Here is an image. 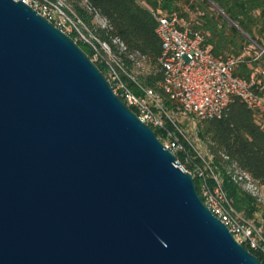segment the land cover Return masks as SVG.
<instances>
[{"label": "water", "instance_id": "water-1", "mask_svg": "<svg viewBox=\"0 0 264 264\" xmlns=\"http://www.w3.org/2000/svg\"><path fill=\"white\" fill-rule=\"evenodd\" d=\"M0 264H263L68 34L0 0Z\"/></svg>", "mask_w": 264, "mask_h": 264}, {"label": "trees", "instance_id": "trees-1", "mask_svg": "<svg viewBox=\"0 0 264 264\" xmlns=\"http://www.w3.org/2000/svg\"><path fill=\"white\" fill-rule=\"evenodd\" d=\"M69 9L83 22L87 30L107 42L116 57L125 63L129 71L136 70V60L147 58L152 73H138L141 83L155 87L163 79L159 66L161 42L156 34V13H177L187 19L190 28L200 33L204 45L210 52L223 58L238 60L236 74L247 80H254L262 88L264 96V0H65ZM107 22L106 27L98 24L97 19ZM71 37L76 40L74 35ZM119 39L125 46L113 43ZM79 46L93 59L92 48L81 41ZM107 75L103 62L94 61ZM128 85L140 94L134 83ZM169 109L176 103L166 98ZM264 110V109H263ZM264 113V112H263ZM260 114L261 118H259ZM185 130L183 123L180 124ZM186 131V130H185ZM196 138L204 146L206 155L202 158L183 141L187 153L179 154V163L189 171L202 196L203 178L195 173L196 167H203L208 161L212 171L219 177L223 190L237 212L252 221L264 209L250 194L234 182L230 168L236 165L250 174L264 187V117L255 112L239 99H233L228 110L221 118L199 121L194 127ZM162 140L161 132L155 130ZM187 132V131H186ZM192 142V141H191ZM194 145V143L192 142ZM195 146V145H194ZM207 182L215 186L210 170H206ZM254 222V221H253ZM258 226L264 227L259 222ZM264 264V257L250 250Z\"/></svg>", "mask_w": 264, "mask_h": 264}, {"label": "built area", "instance_id": "built-area-1", "mask_svg": "<svg viewBox=\"0 0 264 264\" xmlns=\"http://www.w3.org/2000/svg\"><path fill=\"white\" fill-rule=\"evenodd\" d=\"M77 41L88 44L93 50V61L103 62L113 91L137 116L154 130L161 132L163 145L175 156L187 153L183 141L188 142L199 157H204L191 142L190 135L181 127L180 118L194 124L199 121L221 118L233 99H239L249 108L259 113L264 108L262 88L254 80H247L236 74L238 60L223 58L210 52L204 45L203 36L193 31L187 19L177 13H154L156 34L161 42L162 52L159 66L163 79L155 87L141 83L138 73L146 71L147 58L136 59V70L129 71L113 52L111 46L91 34L83 22L69 9L65 0H22ZM103 28L107 22L98 18ZM114 44L122 52L126 46L115 39ZM135 84L140 94H136L128 82ZM166 98L176 103L169 109ZM261 118L260 114H258ZM180 167L185 169L177 159ZM233 180L258 202H263V186L247 172L236 165L230 168ZM186 170V169H185ZM210 170L215 186L211 187L206 178ZM187 171V170H186ZM189 172V171H188ZM195 173L203 178L202 199L212 213L225 224L237 242L249 251H256L264 257V227L247 220L237 212L223 190L219 177L212 171L208 161L203 167H196Z\"/></svg>", "mask_w": 264, "mask_h": 264}, {"label": "rangeland", "instance_id": "rangeland-1", "mask_svg": "<svg viewBox=\"0 0 264 264\" xmlns=\"http://www.w3.org/2000/svg\"><path fill=\"white\" fill-rule=\"evenodd\" d=\"M144 68L146 69V71H148L150 69H153L150 64H144ZM263 112H264V110H262V114H263V117H264V113ZM179 120H180L181 124L183 123V125H185L184 128L188 132V134L190 135L191 141L200 150L201 154H203V156H205L206 155L205 146H204V144L200 140H198L196 138V134H195V131H194V124H192L191 122L186 121V120H184L183 118H180V117H179ZM259 185H261V184H259ZM261 186H263V185H261ZM262 189H263L262 190L263 191V202H258V203L264 209V187ZM252 221H254V223L255 222H259L261 225L264 224L263 216L260 213L257 214L256 218L255 219H252Z\"/></svg>", "mask_w": 264, "mask_h": 264}]
</instances>
